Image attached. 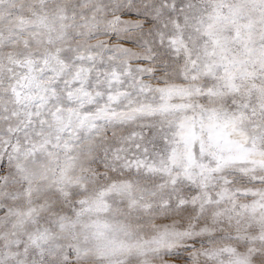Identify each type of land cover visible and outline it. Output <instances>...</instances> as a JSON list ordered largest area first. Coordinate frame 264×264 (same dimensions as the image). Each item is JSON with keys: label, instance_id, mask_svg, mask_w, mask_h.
<instances>
[{"label": "snow or ice", "instance_id": "6c2138e0", "mask_svg": "<svg viewBox=\"0 0 264 264\" xmlns=\"http://www.w3.org/2000/svg\"><path fill=\"white\" fill-rule=\"evenodd\" d=\"M0 264H264V0H0Z\"/></svg>", "mask_w": 264, "mask_h": 264}]
</instances>
